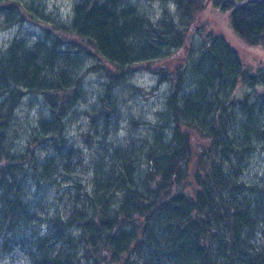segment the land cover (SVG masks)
<instances>
[{"label":"rangeland","instance_id":"obj_1","mask_svg":"<svg viewBox=\"0 0 264 264\" xmlns=\"http://www.w3.org/2000/svg\"><path fill=\"white\" fill-rule=\"evenodd\" d=\"M78 1L0 0V56L14 38L30 47L41 40L54 44L60 34L57 49H70L73 60L67 66L79 75L80 90L62 113L64 137L60 143L73 149L71 165L59 161L52 140L32 141L39 121L52 114L43 93L26 92L12 113L6 145L12 153L27 149L22 185L32 219L7 234L0 233V264H26L27 244L38 235L45 237L50 249L62 247L52 235L54 216L67 215L75 198L85 200L91 194L96 166L107 168L115 160L116 148L133 149L137 172L143 176L149 150L167 143L178 131L190 145L178 185L192 193L197 187L196 172L205 178L207 165L219 164L225 174L243 184L238 186L240 198L251 202L253 221L243 234L247 253L264 251V199L254 188L264 186V98L255 91L256 85L264 86V48L243 43L230 26L228 11L209 2L199 12H187L172 0H121L122 6H132L149 23L147 38L138 44L148 40L153 46L147 52L155 54L135 60L111 88V102L104 104L109 73L115 69L108 62L98 66L105 59L102 54L100 57L76 37L60 33L62 28L65 31L62 25L70 24ZM217 35L234 49L238 64L230 75L220 78L213 74L210 84L203 79L211 67L208 50L219 47ZM239 81L241 97L236 99ZM171 94L176 109L169 104ZM186 100L189 109L197 105L190 118L185 115ZM44 163L50 166L42 168ZM259 197L263 202L256 204ZM113 198V206H117L118 191ZM65 232L75 236L78 229ZM80 264H88L87 259L82 257ZM237 264L247 263L240 259Z\"/></svg>","mask_w":264,"mask_h":264},{"label":"trees","instance_id":"obj_2","mask_svg":"<svg viewBox=\"0 0 264 264\" xmlns=\"http://www.w3.org/2000/svg\"><path fill=\"white\" fill-rule=\"evenodd\" d=\"M172 1L187 12H199L206 2L228 11L236 36L248 46L264 48V0ZM146 21L132 6H122L121 0H79L70 24L62 25L63 36L72 35L105 57L98 66L108 62L115 69L116 74L109 73L104 104L111 102V88L123 79L135 60L155 54L153 50L148 54L152 45L148 40L138 44L149 34ZM217 38L219 47L208 50L211 67L204 72L203 80L210 84L213 74L230 75L238 64L234 49L223 37ZM60 41L59 34L54 44L41 40L29 47L14 38L0 56L1 234L32 219L22 185L27 149L12 153L6 145L8 123L26 92L43 93L52 111L48 119L39 121L32 141L50 139L59 161L64 165L74 162L73 149L60 141L64 137L62 113L80 94L79 75L68 69L73 56L70 49H57ZM59 59L63 62L57 63ZM261 81L264 82L263 75ZM174 99L171 94L169 104L176 109ZM188 103L184 101L190 118L197 105L189 109ZM102 112L106 118L107 112ZM179 133L149 150L143 176L137 172L133 149L116 148L115 160L107 168L96 166L91 194L85 200L75 198L67 215L54 216L52 235L62 242V247L50 249L45 237L38 235L27 244L25 263L80 264L85 257L88 264H237L240 259L247 264H262L263 249L251 255L243 245V234L252 224L253 215L251 202L237 194L242 183L225 174L219 164L207 163L205 178L196 172L197 187L192 193L178 185L190 146L188 138ZM207 167L203 166V170ZM254 188L264 199V186ZM117 191L118 203L113 206ZM260 197L255 199L256 204L263 202ZM73 227L78 229L77 234L67 236L65 230Z\"/></svg>","mask_w":264,"mask_h":264},{"label":"water","instance_id":"obj_3","mask_svg":"<svg viewBox=\"0 0 264 264\" xmlns=\"http://www.w3.org/2000/svg\"><path fill=\"white\" fill-rule=\"evenodd\" d=\"M240 87H238L237 91H236V97H238L240 95ZM256 91L258 95L264 96V86H257L256 87Z\"/></svg>","mask_w":264,"mask_h":264},{"label":"flooded vegetation","instance_id":"obj_4","mask_svg":"<svg viewBox=\"0 0 264 264\" xmlns=\"http://www.w3.org/2000/svg\"><path fill=\"white\" fill-rule=\"evenodd\" d=\"M241 69H242V67H241ZM238 87H240V88H242V83L239 81L237 84H236V87L235 88H237L238 89ZM237 89H236V91H237ZM235 91V92H236ZM261 96V95H260ZM241 97V95H239L238 97H236L237 99L238 98H240ZM262 97H264V96H262Z\"/></svg>","mask_w":264,"mask_h":264},{"label":"bare ground","instance_id":"obj_5","mask_svg":"<svg viewBox=\"0 0 264 264\" xmlns=\"http://www.w3.org/2000/svg\"><path fill=\"white\" fill-rule=\"evenodd\" d=\"M257 86H259V85H256V86H255V91H256V87H257ZM256 93H257V91H256ZM235 98H236V93H235ZM236 99H237V98H236ZM185 115H186V117H187V114H185Z\"/></svg>","mask_w":264,"mask_h":264}]
</instances>
